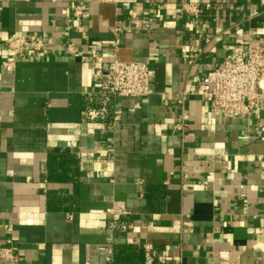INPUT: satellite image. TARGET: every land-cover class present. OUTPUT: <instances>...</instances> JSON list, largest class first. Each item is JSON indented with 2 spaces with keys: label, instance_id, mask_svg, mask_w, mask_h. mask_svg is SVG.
Returning a JSON list of instances; mask_svg holds the SVG:
<instances>
[{
  "label": "crops",
  "instance_id": "0c3cea01",
  "mask_svg": "<svg viewBox=\"0 0 264 264\" xmlns=\"http://www.w3.org/2000/svg\"><path fill=\"white\" fill-rule=\"evenodd\" d=\"M182 1L0 0V264H106L108 248L111 264H264V102L228 118L194 93L234 46L264 45V0H191L199 18ZM12 33L48 54L4 69ZM92 53L147 62L151 93H100ZM117 200L127 215L103 213Z\"/></svg>",
  "mask_w": 264,
  "mask_h": 264
},
{
  "label": "built area",
  "instance_id": "2783aa9c",
  "mask_svg": "<svg viewBox=\"0 0 264 264\" xmlns=\"http://www.w3.org/2000/svg\"><path fill=\"white\" fill-rule=\"evenodd\" d=\"M134 1V0H124ZM73 14L82 20L90 17V12L84 3L73 6ZM179 15L199 18L203 16V8L196 1L183 0L179 8ZM131 29H148L152 18L144 15H134L127 20ZM84 32L82 26L78 27ZM123 26L116 23L112 28L113 34L122 33ZM82 37H85L83 33ZM10 57L1 62L7 70H14L18 63L25 58L43 59L48 49L43 41L35 34H10L5 44ZM68 54H75L76 48L67 46ZM95 62L94 75L99 82V92L104 95L141 99L151 93V79L153 69L147 62L121 61L117 58L105 62L99 54L92 53ZM194 93L206 101L211 110L224 117H246L259 102H264V45L255 39H249L246 45H236L231 55L222 64L207 72L203 80L197 85ZM120 118V112L115 111L113 123ZM112 123V124H113ZM174 128L183 130V123H176ZM112 218L128 214L122 201H112L111 206L103 211ZM111 247V246H109ZM146 259H151L152 245L142 246ZM112 248H108L104 262L111 264ZM15 253L12 247H0V260L14 261Z\"/></svg>",
  "mask_w": 264,
  "mask_h": 264
}]
</instances>
